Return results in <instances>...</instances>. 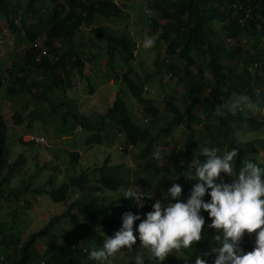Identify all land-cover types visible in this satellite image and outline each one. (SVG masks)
<instances>
[{"label":"trees","instance_id":"obj_1","mask_svg":"<svg viewBox=\"0 0 264 264\" xmlns=\"http://www.w3.org/2000/svg\"><path fill=\"white\" fill-rule=\"evenodd\" d=\"M149 7L156 12V18L149 23V34L156 36V47L164 50L162 58L153 62V74L165 72L170 80L175 78L186 98L177 106L163 90H155L166 96L163 109L159 110L151 99L143 98L142 82L138 84L128 75L115 74V82L122 78L133 99L144 106L147 121L141 126L132 118V104L127 106L117 91L112 106L102 103L94 78L85 72L86 64L99 57H87V43L79 42L83 34L90 36L86 42L92 43V49H104L105 59L100 62L102 67L109 66L108 70L116 59L125 62L133 57L134 43L129 35L115 34L100 25L127 16L113 0H0V19L6 21L8 31L7 38L0 42L7 47L6 40L11 37L13 45L21 49L4 67L5 76L0 73V92L11 99L18 96L23 102L20 107L14 106L13 123L29 130L34 128L29 132L32 136L44 132L48 136L51 119L59 134L68 135L76 129L88 132L84 145L95 149H99L102 132L115 128L123 137L120 144L133 146L132 160L139 164L131 172L121 164L109 163L111 157H107L101 164L84 165L65 180L57 179L51 174V167L44 169L37 161L36 175L26 176L22 173L23 155L9 162L8 126L0 113V173L8 168L0 180V200L13 198L17 204L23 194L30 193L31 199L44 194L54 203H67L72 192L76 196L62 214L25 238L16 228L21 212L13 210L9 220H0V249L7 250L0 264H98L88 258V253L118 230L122 213L132 212V200L120 195L133 187V178L148 176L152 184L161 180L164 190L175 182L182 189L178 199L184 201L196 180L182 173L194 158L203 162L205 157L199 155L203 147H215L219 154L224 148H237L234 169L238 171L263 146V135L256 131L264 126V119L259 122L241 109L230 111L229 105L239 96L264 103L263 94L254 92L263 83L264 0H151ZM38 39L44 55L35 44ZM74 85H83L85 97L90 98L87 105L91 107L84 112L77 108L78 101L74 103L65 94L75 90ZM51 95L58 100L52 107L31 105L32 100L50 101ZM93 111L101 117L88 115ZM175 134L179 149L169 154L162 151L161 160L152 157V152L167 145ZM24 143L32 145L31 141ZM78 155L70 154L71 165H76ZM56 157L63 161L66 154L58 153ZM44 173L49 174V189L42 187ZM220 176L229 182L224 173ZM14 180L19 181L16 188L11 186ZM92 180L105 193L89 194L87 188ZM208 191L203 197L205 201ZM25 202L29 206L31 200ZM254 236V232H245L239 247L251 251ZM184 250L187 254L182 257L176 259L168 254L153 264H188L184 262L189 260L188 249ZM139 256L144 258V264L151 258L148 252ZM116 264H134V260L125 263L121 257Z\"/></svg>","mask_w":264,"mask_h":264},{"label":"clouds","instance_id":"obj_2","mask_svg":"<svg viewBox=\"0 0 264 264\" xmlns=\"http://www.w3.org/2000/svg\"><path fill=\"white\" fill-rule=\"evenodd\" d=\"M150 1L113 0L114 4L127 15L119 19L120 22L131 19L135 10L140 9L142 15L147 17L146 34L148 35H150L149 23L152 18H156V12H153L149 7ZM135 27L132 25L133 30ZM140 30L138 31L140 32ZM129 37L131 36L129 35ZM131 39L134 43L133 57L125 62L119 61L115 64L126 66L125 72L119 76L128 75L138 84L142 82L143 98L149 100L151 98L148 97L147 85L151 81L158 80L161 74L168 76L169 74L165 72L153 74L155 66L150 62L148 63L151 65L149 70L142 71L143 75L137 74L134 64H142L141 59L137 57L140 51V43L133 37ZM153 44L152 38H144V48H150ZM139 68L138 65V70ZM254 68L258 69L256 65ZM148 76L149 79L147 80ZM262 78V85L259 86L260 88L255 87L254 92L264 96V73ZM113 83L121 86V90L116 89L120 95H123L128 89L122 78L119 79L118 83L114 79ZM135 85L138 86L136 83ZM157 90H161V88H157ZM128 93L132 96L129 89ZM130 99L141 107L145 119L143 125L137 124L145 126L147 116L143 112L144 106L131 97ZM237 109H241L242 112L247 113L246 116L256 118L259 122L264 119V103L259 104L255 101L252 102L245 96H239L229 105L230 111L235 112ZM220 111L221 108L218 107L216 112L219 113ZM262 128H259L256 133H261L264 141V126ZM119 133L121 134L120 131ZM177 135L175 134L167 145H161L162 148L159 147L153 151L152 157L161 160L162 151L169 154L178 150V143H175ZM28 141L42 143L44 139L30 135ZM170 144L174 149L168 148ZM128 146L133 148L132 145L128 144ZM219 153L220 150L215 147H203L199 153L205 157L203 162L194 158L187 166L182 175L189 179H195L196 183L184 201L178 199L182 189L175 182L171 183L167 190H164L161 185L157 186L158 188L161 187L166 197L170 198L168 202L162 205L160 200L153 198L155 189L152 187L149 178H146L148 176L142 178L143 180L141 177H139L140 179L133 178V187L121 191V195L119 191L116 192L118 196L132 200V212L125 211L122 213V222L118 230L112 236H107L100 246L91 248L88 258L98 262V264H111L118 252L126 257L133 252L134 248L140 246L146 250L141 253L146 254L148 252L155 259L154 263L162 261L168 254L176 259L182 257L187 254L184 249H188L189 260L184 261L188 264H264V143L262 147L257 149L254 156L244 161L238 171L234 169V161L238 156L237 148H232L229 151L224 148L223 153ZM131 162L134 163L135 168H131L126 163H121V165L124 169L134 172L139 164L133 160ZM221 173L225 174L229 182H224L220 176ZM121 177L123 178V176ZM130 177L128 176V178ZM177 178L178 176L173 177V180ZM218 179L219 182H217ZM144 184L147 188H149L148 185L150 186L149 193L153 195L138 191ZM206 190L210 191H208L205 201L203 197ZM245 232L255 233L252 250L248 252L239 247V242ZM210 235L213 238H210ZM139 254L135 256L134 264H144V258Z\"/></svg>","mask_w":264,"mask_h":264},{"label":"rangeland","instance_id":"obj_3","mask_svg":"<svg viewBox=\"0 0 264 264\" xmlns=\"http://www.w3.org/2000/svg\"><path fill=\"white\" fill-rule=\"evenodd\" d=\"M12 2H17V0H11ZM134 2H137L138 0H133ZM147 17L142 15V11L140 9L135 10L133 17L129 20H125L124 22H120V20H114L112 22L104 21L100 25L108 27L109 30L113 31L115 34H126L128 33L131 37L135 38L140 43V51L137 54V57L141 59L142 64L135 63L134 69L139 75H143L142 71L151 68V65L153 62H155V59H161L164 50L158 49L156 47V44L154 43L153 46L150 48H144L143 47V40L145 37H150L155 40V36H151L146 34V25H147ZM132 25L136 26L134 30L132 29ZM139 29L140 32L138 31ZM8 35L7 27H6V21L4 19H0V39H6ZM5 37V38H4ZM90 36L88 34L81 35V39L79 42L87 43V49L88 54L87 57L94 58L95 56H98L99 59L95 58L92 60V62L89 61V63L85 66V72L87 75L91 76L95 80V84L97 85L96 92H99V96L103 98L104 101L102 103L105 104V102H108L109 106H112V102L114 100V96L116 94V89L119 88L117 84L113 83V77L115 78V74L121 75L125 72V67L123 65H116L115 63L119 62V59H116L114 61V64L112 63V69L108 70V68L102 67V64L100 62L101 59H105L104 56V49L101 52H97L94 49H92V43L90 44V41L86 42V40ZM7 47L4 46L5 42L2 44L0 43V73L5 76V70L4 67H8V65L11 62L12 56L14 53H20L21 49L18 47H15L13 45L11 37H9L7 40ZM155 42V41H154ZM159 50V51H158ZM139 65V70H138ZM149 70V69H148ZM98 76V77H97ZM76 81V80H75ZM73 80V83L75 82ZM176 79L170 80L169 76L166 74H161L158 80L151 81L150 84L147 85V91L148 97L153 100V104L158 108L162 109L164 98L169 96L172 98L171 101H173L177 106H181L183 103V100L186 98V93L179 85L175 82ZM76 86V87H75ZM74 89H71L70 91H66V95L73 98L74 103L75 101L78 103L77 108L84 112L86 108H90V98L85 97V93L83 90V85H74ZM157 88H161L165 92L166 96L160 95V93H157L155 90ZM115 89V91H114ZM121 89V88H120ZM52 94V93H51ZM55 96V94H54ZM53 96H50V101H34L31 98V105L37 106L38 108H50L53 104L58 103V100L56 98H52ZM121 97L126 102L127 106H129L130 103L133 101L130 99V97L133 99L132 96L129 95L128 89L124 92ZM106 99V100H105ZM170 99V98H169ZM134 100V99H133ZM71 101V100H70ZM130 102V103H129ZM23 104V102L20 100L18 96L10 97L5 96L4 93L0 92V112L5 116L6 123L8 126V138L7 141L9 143L10 148V155H9V162L13 163L14 160H16L19 155H23L25 158L21 166L23 167L22 173L26 176L34 174L36 175V171H38V167L35 166V163L38 161L44 169H47L51 167L53 170L51 174H55L57 179H65L68 180L70 176L73 174V172L78 173L80 169L84 165H93L94 163L101 164L103 160L107 157H111V161L109 163L111 164H121L126 163L129 164L131 168H135L134 163L131 162L132 158V152L134 151L133 148L127 145H121L120 141L122 140V135L119 133V131L115 128H110L106 130V132H102V141L101 144L97 145L98 148H93V146L90 148L89 146H85L84 142L86 139V136L89 135L88 132H85L80 129L73 130L70 134H59V129L56 123L51 122V119L48 120V136L46 135V132L39 135L43 137L44 141L42 143H32V145H28L27 142L30 138V131H34L35 129H25L23 126H18L13 123L12 115L15 112V107H20ZM100 107V105H99ZM132 115L133 119L136 123L143 125L144 122V116L141 112V107L137 105L136 102L132 103ZM102 110V109H101ZM58 111V110H57ZM102 113V111H100ZM88 115L95 117H101L99 113H88ZM256 115V114H255ZM257 117V116H256ZM45 131V130H42ZM121 135V136H120ZM21 140V141H20ZM41 141V140H39ZM177 143V141H175ZM96 146V145H95ZM169 149H172L173 146L170 144L168 146ZM174 149V148H173ZM73 152H78V159L76 162V165H71L69 163L70 154ZM66 154V157H64L63 161H60L57 159V155ZM262 154V153H261ZM67 158V159H65ZM95 165V164H94ZM74 168V169H73ZM8 168H4L0 173V180L7 174ZM49 174L44 173L42 176V179H44V183L42 184V187L44 189H49V185L46 184V180L48 179ZM35 180V179H34ZM40 180L39 176L37 178V181ZM19 181L14 180L11 183V186L16 188ZM36 182L34 183V186H36ZM161 185V180L158 181V184H152V187L155 189L154 195L150 192V186L149 188L144 184L140 188L142 193L147 192L146 194L153 195V198L156 200H160L162 205L170 198L166 197L165 192L162 190V188H158L157 186ZM87 192L89 194H102L105 193L103 191L102 187L100 185H97L94 180L90 182L87 188ZM33 196V195H32ZM75 194L72 192V195H69V198L67 199V203H54L49 196L47 195H36L35 199H31L30 193L23 194V197L17 204H14L15 199L9 198V199H1L0 200V220H9L11 217L13 210H17L16 212L19 213L21 216V220L16 225V228L18 229V232L21 234L22 238H25L29 233L35 232L38 229L42 228L52 217L58 214H62L66 209L68 203H71L72 200L75 199ZM25 199L31 200V203L29 206H27ZM14 200V201H13ZM11 202V203H10ZM27 207V209H25ZM22 208V209H21ZM24 208V209H23ZM21 209V210H20ZM20 210V211H19ZM26 210V211H23ZM23 211V212H22ZM144 218V215H143ZM133 252L129 253V255H126V257L122 254H118L115 257L114 264L117 263L118 258H123L124 262L126 263L130 258L135 260V256L141 253L142 251H146L142 247L134 248L132 250ZM7 253V250H1L0 249V260L4 259V254ZM114 261V260H113ZM155 262L154 258H150V260L146 264H153Z\"/></svg>","mask_w":264,"mask_h":264},{"label":"built area","instance_id":"obj_4","mask_svg":"<svg viewBox=\"0 0 264 264\" xmlns=\"http://www.w3.org/2000/svg\"><path fill=\"white\" fill-rule=\"evenodd\" d=\"M40 41H41V40H39V39L37 40V42L35 43L36 46L40 47ZM40 49H41V51H42V54L44 55L45 52H44V49L42 48V46L40 47Z\"/></svg>","mask_w":264,"mask_h":264}]
</instances>
